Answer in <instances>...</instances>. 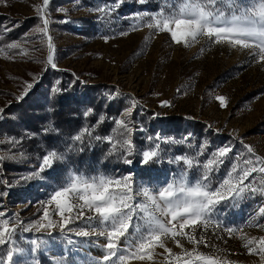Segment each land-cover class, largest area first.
Instances as JSON below:
<instances>
[{
    "label": "rangeland",
    "instance_id": "374dc122",
    "mask_svg": "<svg viewBox=\"0 0 264 264\" xmlns=\"http://www.w3.org/2000/svg\"><path fill=\"white\" fill-rule=\"evenodd\" d=\"M145 10L155 14L160 8L147 0L144 3L120 0L115 6L113 0H49L46 7L43 0L0 2V21L3 22L0 25V110H3L0 122L11 117L9 109L23 102L36 88L45 92L40 95L42 101L48 103L63 88L75 89L76 95L85 100L95 92L97 99L103 101V108L113 104L118 112V116L111 119L126 121L131 133L125 136L133 143V154L127 156L132 161L127 165L130 170L122 175L106 176L130 175L134 187H159L187 167L183 161L173 162L172 158L187 156L200 164L188 170L192 180L202 174V165L213 159L212 154L224 146H231L232 151L221 158L224 162L218 167L213 165L214 171L209 174L213 186L226 178L233 164L237 165L234 176L249 167L243 163L249 158L257 167L261 166L255 156L264 158V62H259L256 50L232 47L226 42L217 44L213 42L215 38L209 40L206 36L198 37L185 47L172 41L169 33L147 27L150 17L137 15ZM41 16L49 20L48 36L52 37L56 68L47 63V36L36 31L43 27ZM11 43L19 47L9 49L7 45ZM47 80L49 83L45 86ZM28 84L33 87L25 92ZM88 88L91 91L86 93ZM217 96L226 98V107H221ZM162 102L170 106H162ZM38 103L36 100L35 104ZM128 109H131L130 114ZM116 129L122 134L125 131L117 124ZM9 140L0 137V156L21 158L10 149L1 150L7 147ZM156 143L160 144V159L141 163L143 151ZM244 145L251 146L255 156L248 153ZM137 159L138 166L135 165ZM41 164L26 162L22 165L23 177L32 178V185L38 190L33 198L10 203L5 195L0 203V211L17 229L19 243L28 248L31 239L49 241L47 250L34 254L35 264H86L88 257H100L99 243L105 242L103 237H77L67 229L65 235H61L59 227L51 230V236L48 230L37 232L35 227L24 231L26 227L47 223L43 218L45 210L49 219L61 222L50 197L73 171L67 172L60 184L52 186L43 180V171L31 175ZM4 173L5 187L10 193L12 188L8 184L13 172ZM20 179L22 177L17 178ZM249 182L252 187L261 188L264 173H251L244 184ZM260 207H264V194L246 190L244 199L225 200L218 205L216 219L220 227L210 225L206 230L196 227L195 235L197 239L203 237V243L194 245L183 237L176 239L184 250L191 251L195 247L198 252L218 259L220 264H262L259 255L248 251V248H256L258 252V241L264 237V228L255 226L264 224V215L258 211ZM78 211L77 208L71 214L65 212V216L75 219ZM90 215L93 213L85 210L84 219ZM225 226L236 231L229 234ZM78 227H86L83 220L76 219L69 225L73 229ZM192 231L185 229L188 233ZM65 237L83 243L70 246ZM253 238V244L244 247L247 240ZM163 239L174 255H182V248L170 237ZM151 254V261L133 259L130 264H183V260H194V257L182 256L181 261H176L174 255L169 256L158 246Z\"/></svg>",
    "mask_w": 264,
    "mask_h": 264
},
{
    "label": "snow or ice",
    "instance_id": "6c2138e0",
    "mask_svg": "<svg viewBox=\"0 0 264 264\" xmlns=\"http://www.w3.org/2000/svg\"><path fill=\"white\" fill-rule=\"evenodd\" d=\"M119 2L120 0H113V5H118ZM140 3H144V0H140ZM48 4L49 0H43L45 7ZM99 10L103 11V9ZM137 15L149 16L147 27L169 33L172 41L177 44L182 43L185 47L190 46V42H196L198 37L206 36L209 40L215 38L213 42L217 44L226 42L232 47L254 49L259 62H264V0H164L162 8L157 13L152 14L145 10ZM41 19L43 27L37 28L36 31L47 36V63L52 68H56L52 37L48 36L49 20L43 16ZM7 47L14 49L18 48L19 44L11 43ZM32 87V84H28L25 92ZM216 99L221 107L227 106L224 96H217ZM162 106L170 105L168 102H162ZM127 111L130 114L131 109ZM115 123L127 133H131L126 121L116 120ZM74 139L81 140V136L77 135ZM96 139L102 138L97 136ZM157 139L159 140V137ZM107 140L113 144L111 137ZM116 143L120 145L119 150L123 152L121 159L131 164L132 161L126 157L133 154L132 140L125 137ZM244 147L248 153L255 156L251 146L244 145ZM113 150H117L115 144H113ZM231 151V146L219 148L212 154L213 159H209L202 165V174L192 180L188 177V170L200 167L199 162L187 156H175L172 158L173 162L183 161L187 167L177 177L159 187L150 185L134 187V181L130 175L86 176L79 172H70L50 197L58 209L57 214L61 217V222L58 224L49 219V213L45 210L43 218L47 220V223L26 227L24 231L29 232L32 227H35L37 232L41 229L48 230L51 236V230L59 227L61 235H65L67 229L69 232H74L77 237L90 235L103 237L105 242L99 243L102 255L88 257L86 264H130L133 259L151 261L153 258L151 250L156 246L163 248L169 256H173L172 250L165 245L163 239L165 237H170L176 246L183 250L182 255H174L176 261H181L182 256H187L194 257V260H183V264H195V262L220 264L218 259L198 252L195 247L191 251L184 250L180 240L176 238L183 237L188 243L194 245L203 243V237L197 239L195 229L197 226H202L205 230L210 225L220 227L216 216L218 205L222 201L244 199L246 190L264 194V186L256 188L251 186V182L244 184L251 173L257 171L264 173V158L259 156H255V161L261 166L257 167L253 159L249 158L243 161L249 167L243 168L234 176L233 173H237V165L233 164L226 178L217 186L212 185L209 174L214 171L213 165L218 167L222 164L224 160L221 158L226 157ZM159 152L160 144L156 143L149 150L143 151L141 163L147 164L154 159L159 160ZM0 159L3 158L0 157ZM64 159L62 153L51 150L42 157L39 169L31 175H38L45 168L52 167L54 162ZM22 179H28V177H22ZM77 208L79 211L75 219L71 215L65 216V212L71 214ZM85 210L93 215L84 219ZM258 211L260 215H264V207H260ZM76 219L83 220L86 227L69 228ZM255 226L264 228V224ZM186 228H191L193 231L185 232ZM224 230L229 234L236 231L226 226ZM16 232V227L12 226L6 214L0 211V264H35L34 254L40 250H47L49 241L31 239L28 242L29 247L25 248L19 243ZM241 239L244 237L242 236ZM254 240L255 238L247 240L244 247L248 248ZM65 242L70 246L83 243L68 237H65ZM6 245L7 247H4ZM258 245V252L256 248H248V251L249 254L259 255L264 264V237L259 239ZM205 246L208 245L205 244ZM225 264H231V262H225Z\"/></svg>",
    "mask_w": 264,
    "mask_h": 264
},
{
    "label": "trees",
    "instance_id": "16d2710c",
    "mask_svg": "<svg viewBox=\"0 0 264 264\" xmlns=\"http://www.w3.org/2000/svg\"><path fill=\"white\" fill-rule=\"evenodd\" d=\"M149 1L160 9L164 4V0H147V3ZM0 25H3L2 21ZM48 83L47 80L45 86ZM60 90L54 100L48 103L41 98L45 92L34 89L23 102L9 109L11 117H5L0 122V137L10 138V143L1 150L10 149L12 153L21 156L19 159L11 157L14 161L10 157L7 159L0 156L3 158L0 159V203L6 196L10 203L34 197V192L38 190L32 185V178L26 181L17 178L23 177V164H39L42 157L51 150L65 157L63 161L54 162L52 167L43 171V180L52 186L60 184L70 171L86 176H116L130 170L121 159L123 152L119 151V145L116 151L113 150V144L121 141L127 133L117 131L116 120L111 119L112 116H118L113 104L103 108V101L97 99L94 91L85 100L76 95L75 89ZM88 91H91L90 88L85 89L86 93ZM36 100H39L38 104H35ZM77 135L81 136V140L74 139ZM97 136L102 139H96ZM108 137L112 138L113 144L108 142ZM138 164L139 159L135 161V165ZM4 171L13 172L8 184L12 188L10 193L3 180ZM142 174L140 171L139 176Z\"/></svg>",
    "mask_w": 264,
    "mask_h": 264
}]
</instances>
